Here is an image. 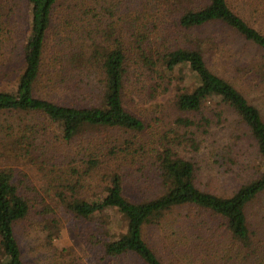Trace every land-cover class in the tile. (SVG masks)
<instances>
[{
  "label": "trees",
  "instance_id": "obj_1",
  "mask_svg": "<svg viewBox=\"0 0 264 264\" xmlns=\"http://www.w3.org/2000/svg\"><path fill=\"white\" fill-rule=\"evenodd\" d=\"M116 1L25 0L30 23L23 46L24 69L13 90L0 91V114L43 117L56 134L50 141L39 139L41 134L47 136V128L23 120L15 125L9 121L1 128L5 134L11 131L12 141L20 148L43 156L62 145L69 148L70 162L80 161L69 167L78 186L84 176L107 168L103 174L107 179L98 195L83 198L74 191L68 200L58 196L76 216L100 222L97 228L105 239L93 235L91 239L99 241L106 256L127 259L131 264H264V246L260 240L254 246L246 214L249 204L264 192V117L235 83L210 69L198 42L164 55L166 70L174 72L176 85L181 83L175 104L192 114L202 113L206 106L219 121L233 115L254 142L255 161L261 170L228 194L203 191L196 185L197 165L169 143L155 156L147 194L134 199L127 191L121 170L123 156L128 153L119 149L114 143L118 139L114 141L110 132L138 133L145 130V123L123 102L126 56L120 33L113 27L115 21L104 24L119 10ZM183 1L178 0L180 4ZM204 1L178 13L181 28L192 32L211 23L220 24L264 52V0H245L238 6L233 0ZM260 14L263 21L256 27L245 17ZM73 25L78 31L85 30L90 46L70 45L59 53L52 45L49 50L47 42L54 31L59 30L64 37ZM256 73L246 74L247 86L252 92H262L263 78ZM43 78L50 85V97L39 96ZM62 86H68L71 99L56 98L57 91L66 90ZM205 116L206 123L212 121ZM179 123L194 128L186 138L197 145L198 123L190 118H181ZM61 179L64 182L65 178ZM31 205L30 196L20 191L12 173L0 169V264H30L22 249L25 237H20L22 231L17 226L28 217ZM168 228L174 230L171 235L162 231Z\"/></svg>",
  "mask_w": 264,
  "mask_h": 264
},
{
  "label": "rangeland",
  "instance_id": "obj_2",
  "mask_svg": "<svg viewBox=\"0 0 264 264\" xmlns=\"http://www.w3.org/2000/svg\"><path fill=\"white\" fill-rule=\"evenodd\" d=\"M233 1L237 6L245 2ZM198 2L205 3L204 0H184L182 4L178 0H117L119 10L104 21V24L115 21L113 27L116 33H120L126 56L123 102L145 123V130L138 133L110 132L114 141L118 139L114 143L119 149L128 153L123 156L125 163L121 171L126 178L124 185L134 199L143 197L150 190V168L155 164L157 153L169 143L180 155L197 165L196 185L203 191L228 194L244 180L256 177L261 170L257 169L254 142L233 115L219 121L215 112L206 106H203L202 113L192 114L179 110L175 104V94L181 83L176 85L174 72L166 70L164 55L171 49L192 47L198 42L210 69L235 83L251 103L258 106L264 117V52L220 24L211 23L186 32L179 26L177 15L191 4L201 5ZM0 3V91H7L15 88L24 69L23 46L28 37L30 10L25 0H0ZM247 16L255 27L263 21L261 14ZM59 32L54 31L47 42L49 50L52 45L58 47L59 53L66 52L70 45L85 49L90 46L85 30L78 31L74 25L66 30L64 37ZM49 54L45 56L46 60ZM256 72L263 78L260 83L262 92H252L247 86L246 74L257 75ZM68 75L74 74L69 72ZM49 88L43 78L39 96L50 97ZM62 88L66 90L64 93L57 91L56 98L71 99L68 86ZM262 96L263 99L258 101ZM205 115L212 117V121L206 123ZM181 118H190L198 123L199 129L195 133L197 145L187 140L194 133V128L179 123ZM17 120L45 126L47 136H39L45 141H50L55 131L43 117L0 114V169L12 173L13 181L22 193L30 196L32 203L28 217L17 226L22 231L20 237H25L22 249L29 263L131 264L127 259L106 256L99 241L91 239L92 235L98 240L105 239L97 228L100 222L76 216L58 198L63 196L68 200L74 191L77 197L98 195L106 182L107 177L103 174L107 168L84 176L81 186H78L75 183L77 177L69 167L80 161L70 162L69 148L62 145L44 156L35 150L20 148L12 141L11 131L5 134L1 128L9 121L15 125ZM253 164L255 167H249ZM77 167L81 173L82 168ZM61 177L65 178L64 182ZM246 214L255 239L254 246L258 240L264 246V192L249 204ZM162 231L170 235L174 232L171 228Z\"/></svg>",
  "mask_w": 264,
  "mask_h": 264
}]
</instances>
